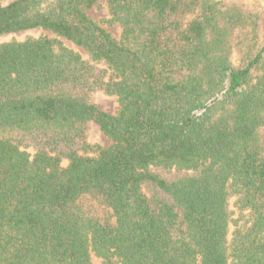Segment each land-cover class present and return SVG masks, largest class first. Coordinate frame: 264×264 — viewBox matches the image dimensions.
Segmentation results:
<instances>
[{"label": "trees", "instance_id": "trees-1", "mask_svg": "<svg viewBox=\"0 0 264 264\" xmlns=\"http://www.w3.org/2000/svg\"><path fill=\"white\" fill-rule=\"evenodd\" d=\"M98 3L0 6V35H55L0 43V264H264L262 14L107 0L117 39ZM91 121L109 146L87 142Z\"/></svg>", "mask_w": 264, "mask_h": 264}, {"label": "rangeland", "instance_id": "rangeland-1", "mask_svg": "<svg viewBox=\"0 0 264 264\" xmlns=\"http://www.w3.org/2000/svg\"><path fill=\"white\" fill-rule=\"evenodd\" d=\"M236 1L245 3L251 9L259 10L264 19V0H236ZM10 2L11 0H0V6L7 5ZM88 12L93 19L101 23L107 30H109L113 34L114 37H116L117 39H121L122 26L120 25V23L119 22H114V23L109 22V20L111 19V14L109 12L107 0H99V3L93 8H91L90 10H88ZM45 35L50 36V37L55 36L50 31H47L41 28H34V29H28V30L16 32V33L0 35V43L8 42L11 40L23 41L30 37L38 38V37L45 36ZM263 35H264V26H263ZM61 40L65 43L66 46L79 52L85 59L89 58V54L84 48L76 45L75 43H73L72 41L66 38H61ZM233 60L235 63L239 62L238 54L234 55ZM101 65L105 66L104 64H101ZM93 97H94V101L98 104L99 108L103 111H107L109 113L114 114L120 108L117 96L109 95L105 93L103 90H97L93 94ZM86 139L88 143H91L93 145H100V146L107 147L111 144V141L104 134V132L99 127V125L94 121H91L87 127ZM30 151L33 152L32 150ZM66 164H67V161H64V165ZM235 201H236V197H233L231 199V208L233 209V211H235L234 217L238 218L239 211L235 205ZM97 210H98V214L101 215L102 218H105L109 215L108 210L104 207L97 205ZM93 262L94 264H103L102 259L97 256H93Z\"/></svg>", "mask_w": 264, "mask_h": 264}]
</instances>
